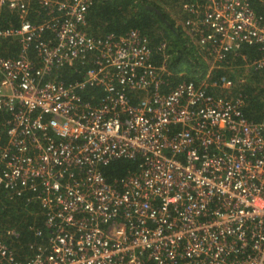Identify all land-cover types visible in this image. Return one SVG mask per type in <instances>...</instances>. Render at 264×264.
Masks as SVG:
<instances>
[{"label": "built area", "instance_id": "built-area-1", "mask_svg": "<svg viewBox=\"0 0 264 264\" xmlns=\"http://www.w3.org/2000/svg\"><path fill=\"white\" fill-rule=\"evenodd\" d=\"M91 3L0 0L16 21L0 43L18 47L0 56V191L34 217L24 242L0 223V264H264V118L246 119L231 93L243 76L168 86L138 29L85 31ZM178 5L209 69L244 45L264 68L251 0ZM118 159L134 169L107 180Z\"/></svg>", "mask_w": 264, "mask_h": 264}, {"label": "trees", "instance_id": "trees-1", "mask_svg": "<svg viewBox=\"0 0 264 264\" xmlns=\"http://www.w3.org/2000/svg\"><path fill=\"white\" fill-rule=\"evenodd\" d=\"M178 3V0H92L87 10L85 31L94 35L120 34L130 28H136L147 36L149 46L152 48V61L165 63L167 74L165 83L173 86L181 80H201L209 72V80L220 75H226L227 65H240L258 57L259 52L254 45L242 46L235 55H229L226 62L219 68L209 70V59L205 52L200 50L193 41L175 24L173 19L163 10L161 3ZM251 5L257 13L264 12V0H251ZM158 9L162 20L155 12ZM8 22L16 24L12 14L0 8V25ZM0 56L9 57L16 55L17 44L7 40L2 41ZM247 78L243 82H235L231 93L239 92L242 97L241 111L246 119L258 122L264 118V68L248 69ZM247 73V72H246ZM79 77V68H62L59 78L69 82ZM235 79V78H234ZM84 95L88 96L86 92ZM134 162L118 159L101 167L107 180L120 177L134 169ZM0 191V223L17 227L24 235L23 242L31 238L26 231V225L31 223L33 216H25L18 200L13 207L12 201L7 200ZM4 203V207L1 204ZM36 210L35 206L32 208ZM38 224V217L35 218Z\"/></svg>", "mask_w": 264, "mask_h": 264}, {"label": "rangeland", "instance_id": "rangeland-1", "mask_svg": "<svg viewBox=\"0 0 264 264\" xmlns=\"http://www.w3.org/2000/svg\"><path fill=\"white\" fill-rule=\"evenodd\" d=\"M161 6H162L163 10L166 11V13L173 19L175 24L181 28L180 23H179L180 9H179L178 3L174 2V3H170V4H166V5L164 3H161ZM226 68H227V73L229 74V76L231 78L236 79L239 76H243V79H244V78H247L248 71H249L248 69L250 68V62L249 63H242L240 65H230L229 64V65H227ZM206 76L209 77L208 69H207V72L203 78H205Z\"/></svg>", "mask_w": 264, "mask_h": 264}, {"label": "water", "instance_id": "water-1", "mask_svg": "<svg viewBox=\"0 0 264 264\" xmlns=\"http://www.w3.org/2000/svg\"><path fill=\"white\" fill-rule=\"evenodd\" d=\"M150 8H153V7H150ZM153 9L155 10L156 14H157L162 20H164L163 17L161 16V13L159 12V10H158V9H155V8H153Z\"/></svg>", "mask_w": 264, "mask_h": 264}]
</instances>
